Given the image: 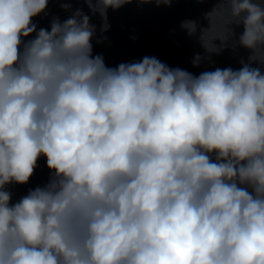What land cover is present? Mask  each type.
Listing matches in <instances>:
<instances>
[{
	"label": "clouds",
	"instance_id": "9594fccd",
	"mask_svg": "<svg viewBox=\"0 0 264 264\" xmlns=\"http://www.w3.org/2000/svg\"><path fill=\"white\" fill-rule=\"evenodd\" d=\"M79 2L106 31L133 0ZM48 3L0 0V264H264L260 69L108 67L82 10L37 30ZM218 4L264 46V0ZM41 156L53 175L12 203Z\"/></svg>",
	"mask_w": 264,
	"mask_h": 264
}]
</instances>
